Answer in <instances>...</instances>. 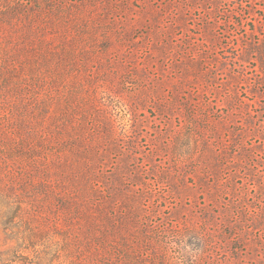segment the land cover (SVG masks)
<instances>
[{"label":"rangeland","instance_id":"1","mask_svg":"<svg viewBox=\"0 0 264 264\" xmlns=\"http://www.w3.org/2000/svg\"><path fill=\"white\" fill-rule=\"evenodd\" d=\"M113 1L145 71L133 90L115 79L108 100L133 130V155L106 172L116 162L138 177L152 246L141 254L264 264V228H250L264 225V0Z\"/></svg>","mask_w":264,"mask_h":264},{"label":"trees","instance_id":"2","mask_svg":"<svg viewBox=\"0 0 264 264\" xmlns=\"http://www.w3.org/2000/svg\"><path fill=\"white\" fill-rule=\"evenodd\" d=\"M115 10L0 0V264H156L143 254L138 177L116 162L106 172L113 156L133 155V130L108 100L115 79L133 90L128 79L145 71Z\"/></svg>","mask_w":264,"mask_h":264}]
</instances>
